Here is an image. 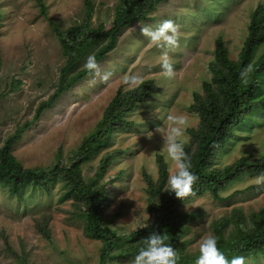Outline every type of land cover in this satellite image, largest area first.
Returning a JSON list of instances; mask_svg holds the SVG:
<instances>
[{
  "label": "rangeland",
  "instance_id": "obj_1",
  "mask_svg": "<svg viewBox=\"0 0 264 264\" xmlns=\"http://www.w3.org/2000/svg\"><path fill=\"white\" fill-rule=\"evenodd\" d=\"M46 14L35 0H0V147L15 131L33 120L38 106L57 90L62 79L84 70L79 64L67 71L56 29L67 31L84 19V0H43ZM92 25L110 29L119 0H92ZM264 6V0H169L162 2L150 20L136 23L119 34L116 49L98 64L92 74L64 93L32 127L16 140L11 153L22 169L52 171L67 167L79 156L87 137L96 133L107 107L119 89L129 91L152 81L157 89L126 117V129L106 136L97 152L82 167L83 181L102 193V226L116 233V245L108 264H130L133 256L120 258L129 242L142 231L157 232L158 216L150 205H161L171 194L167 186L159 198L150 192L159 181L158 157L170 162L160 151L162 135L157 128L169 113L190 117L185 129V146L192 152L189 129L200 125L191 110L194 94H204V82L213 74L215 43L222 38L230 60L236 62L247 37L251 14ZM165 20L178 25V46L168 50L174 76L162 75L157 47L141 29H156ZM111 73L108 81L101 77ZM135 75L138 84L125 82ZM234 137L215 157L211 169L221 170L243 157L260 159L264 155V111L256 114L249 130H235ZM110 156L105 170L104 158ZM169 175V173H168ZM152 184V186H150ZM49 191L27 189L20 201L0 186V264H99L103 243L92 239L80 217L86 206L74 196L64 199L67 185L61 177ZM216 200L209 192L183 202L181 213L195 217L178 240L180 256L199 255L202 240L214 236L228 240L238 217L250 229V219L264 210V174L245 175L228 184ZM221 222V224H220ZM224 222H229L219 235ZM150 234V233H149ZM148 234V235H149ZM139 237V235H138ZM145 240V238H144ZM139 237L138 245L144 246ZM137 245V246H138ZM123 247V248H122ZM247 264H251L246 261ZM253 264H264V259Z\"/></svg>",
  "mask_w": 264,
  "mask_h": 264
},
{
  "label": "trees",
  "instance_id": "obj_2",
  "mask_svg": "<svg viewBox=\"0 0 264 264\" xmlns=\"http://www.w3.org/2000/svg\"><path fill=\"white\" fill-rule=\"evenodd\" d=\"M35 1L41 12L46 14L44 1ZM168 1L119 0L111 27L107 29L106 24H100L97 28L93 27L94 3L92 0H84L85 14L80 24L67 31H61L54 26L64 56L68 59L66 70H73L95 47L98 49L93 51V55L97 63H101L116 49L119 34L136 23L150 20L149 15L162 2ZM210 69L213 74L211 81L204 82L203 95L194 94L195 104L191 106V110L197 113L200 119L199 127L188 130L192 144L197 146L196 151L192 152L184 145V151L191 163V171L198 179L181 199L176 198L172 193L161 205H150L151 212L158 216V233L168 237L166 242L171 244L177 253V264H195L198 257L180 256L177 249V242L182 231L195 217L194 214L180 212L182 203L205 192H209L214 199L221 200L219 192L228 184L247 174H264V155L256 160L249 157L240 158L221 170L211 169L217 154L225 147V143L234 137L233 132L249 130L253 117L264 111V6H259L251 14L247 37L238 61L230 60L229 50L223 39L218 38L215 43V59ZM92 74L84 69L70 79L64 77L55 93L38 106L33 120L18 128L0 147V186L8 190L10 197L21 201L27 189L49 191L48 187L57 177L63 178L67 185V194L64 199L72 195L76 201L85 204L86 209L80 216L84 220L85 231L92 239L103 243L99 264H108L111 256L117 260V256L113 253L121 240L116 233L102 226L103 196L100 189H95L92 184L84 183L82 166L90 161L91 153L98 151L106 136L115 130L127 128L125 117L151 95V90L157 89L156 85L148 81L129 91L119 89L99 122L96 133L84 139L79 149V156L67 167H56L52 171L21 170L11 153L13 143L38 122L64 93ZM110 158V156L104 158L102 172ZM158 160L159 181L156 187L150 189L154 198L161 196L169 173L163 158L158 157ZM231 220L230 222H234L232 233L228 240L222 239L219 243V250L224 253L226 259L243 256L245 264H247L246 261L253 264L263 260L264 210L250 219V229L238 219L237 215ZM222 225L219 235H222L229 222H224ZM149 233L151 232L142 231L136 234V238L129 242V246L119 254V257H134L143 247L138 245L139 237L143 241Z\"/></svg>",
  "mask_w": 264,
  "mask_h": 264
},
{
  "label": "clouds",
  "instance_id": "obj_3",
  "mask_svg": "<svg viewBox=\"0 0 264 264\" xmlns=\"http://www.w3.org/2000/svg\"><path fill=\"white\" fill-rule=\"evenodd\" d=\"M141 33L149 37L157 47L164 49L159 57L162 75L166 78L174 76L173 65L168 55L169 49L178 46V25L172 20L163 21L158 28L144 27ZM89 73L98 74V63L94 55H89L83 64ZM111 73H105L101 79L108 81ZM126 83L138 84L140 79L135 75L125 78ZM190 123V117L184 113L169 112L163 117V125L157 128L162 135L160 151L166 155L170 162L167 178V192L174 193L181 199L190 191L191 185L198 177L191 171V163L184 151L185 129ZM168 237L164 234L151 232L144 240V246L131 259L130 264H177V253L171 244L167 243ZM195 264H245V257L235 256L226 259L224 253L218 249L214 236L202 240L199 255Z\"/></svg>",
  "mask_w": 264,
  "mask_h": 264
}]
</instances>
